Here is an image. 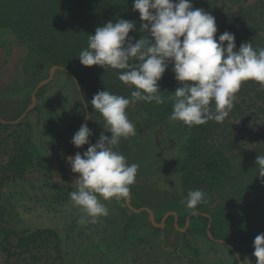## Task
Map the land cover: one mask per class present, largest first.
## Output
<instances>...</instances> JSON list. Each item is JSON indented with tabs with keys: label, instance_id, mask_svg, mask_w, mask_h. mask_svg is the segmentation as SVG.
<instances>
[{
	"label": "flooded vegetation",
	"instance_id": "1",
	"mask_svg": "<svg viewBox=\"0 0 264 264\" xmlns=\"http://www.w3.org/2000/svg\"><path fill=\"white\" fill-rule=\"evenodd\" d=\"M87 84L0 30V264H244L215 236L206 196L186 207L188 191L200 185L187 170L191 127L169 128L171 114L154 115L139 102L129 118L137 135L117 146L139 165L131 197L102 200L108 216L78 223L84 213L69 197L75 176L67 160L88 145L70 141L81 124L92 144L106 131L90 104L97 87Z\"/></svg>",
	"mask_w": 264,
	"mask_h": 264
},
{
	"label": "clouds",
	"instance_id": "2",
	"mask_svg": "<svg viewBox=\"0 0 264 264\" xmlns=\"http://www.w3.org/2000/svg\"><path fill=\"white\" fill-rule=\"evenodd\" d=\"M132 10L142 22L139 39L129 35L136 30L134 21H108L87 35V47L78 56L84 67L118 70V79L134 89L128 97L108 90L97 92L90 104L103 118L106 131L92 144L91 129L81 124L70 141L76 149L88 145L86 151L67 160L75 176L69 197L84 213L78 221L81 225L94 224L97 218L109 215L102 200L131 197L139 165L129 164L117 150L122 139L137 135V127L127 114L131 104L170 101L169 120L192 127L223 122L245 82L264 86V47L255 48L250 41L237 49L235 35L228 31L217 38L215 17L194 8L192 0H133ZM170 65L181 86L165 97L167 92L160 91L158 82ZM74 84L78 93L79 85ZM78 97L87 108L82 94ZM255 165L258 176L264 178V155H257ZM205 196L199 189L189 190L186 207L196 208ZM253 249L255 264H264V233L255 237Z\"/></svg>",
	"mask_w": 264,
	"mask_h": 264
},
{
	"label": "trees",
	"instance_id": "3",
	"mask_svg": "<svg viewBox=\"0 0 264 264\" xmlns=\"http://www.w3.org/2000/svg\"><path fill=\"white\" fill-rule=\"evenodd\" d=\"M192 3L194 8L215 17L217 38L228 31L235 35L237 49L241 43L250 41L255 48L264 47V0H192ZM132 4L133 0H0V30L11 31L26 45L49 55L55 63L68 67L76 77L94 87L130 96L134 89L118 79V70L84 67L78 56L87 47V35L94 34L97 27L108 21L115 23L121 18L134 21L136 30L129 35L139 39L142 22ZM241 27L245 29L242 31ZM171 67L158 82L160 91L167 92L165 97L181 86L175 81ZM141 104L157 116L172 112L170 101ZM213 127L218 134L230 128L231 139L222 148L212 146L204 153L200 139L204 133L212 134ZM242 140L249 143V148L231 166L224 149L226 153L232 152ZM187 153V170L196 183L206 184L207 200L216 187L228 182V191L214 212L212 230L215 236L229 241L249 264H255L253 242L258 234L264 233V178L258 176L255 165L257 155H264V86L245 82L223 122L192 126ZM1 185L2 181L0 191Z\"/></svg>",
	"mask_w": 264,
	"mask_h": 264
},
{
	"label": "rangeland",
	"instance_id": "4",
	"mask_svg": "<svg viewBox=\"0 0 264 264\" xmlns=\"http://www.w3.org/2000/svg\"><path fill=\"white\" fill-rule=\"evenodd\" d=\"M241 29L243 31L245 29V27L244 28L241 27ZM125 86L129 87L128 85H125ZM87 87H88L87 89H89V88L91 89V88L94 87V85L88 83ZM103 90L104 89L102 87H97L96 90H93V92H92L93 96L97 92L103 91ZM93 96H91V97H93ZM123 96L128 97L129 95L128 94H123ZM139 104L142 106L141 102H139ZM136 105H137L136 103L135 104H131L127 108V114H128L129 118H131V116H132V111L137 109ZM167 127H169V128L170 127H174L175 130H179L180 129V124L177 121H170L169 120L168 123H167ZM237 130L239 131L240 129H237ZM229 131H230V128L225 133L218 134V132H216V129L213 127L212 128V134L207 135V134L204 133L202 135V138L200 139L201 140V147L203 149V152L206 153L208 150H210L212 148V146L215 147V146L218 145V146H220L222 148L223 145L226 144V141L228 139H231L229 134H228ZM234 135L236 136L238 134H234ZM234 141H236V140H234ZM124 142H126V141H124ZM238 142H239V144L237 143L234 146V149H233L232 152L228 151L226 153V151L224 149V152H225L226 156H228V158L230 160L231 166H234L235 164H237L239 157L241 159L245 155L246 151L249 148V146H248L249 143L245 142L244 140L238 141ZM197 184H200L197 187V189H199V190L203 191L205 194H207L208 187L206 186V184L203 183V182H200V183L198 182ZM227 191H228V182H223L218 187H216L215 190L210 194L208 207L210 208L211 211L215 212L219 208L220 201L226 195ZM33 216H36V215H33ZM23 220L28 221V219H22V222H23ZM47 220L51 221V222H48L49 224L52 223L51 219H47ZM244 264H249L248 260L245 257H244Z\"/></svg>",
	"mask_w": 264,
	"mask_h": 264
}]
</instances>
